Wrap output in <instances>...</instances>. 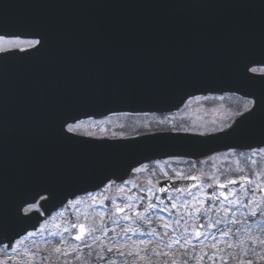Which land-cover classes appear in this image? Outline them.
Segmentation results:
<instances>
[{"label":"flooded vegetation","instance_id":"flooded-vegetation-1","mask_svg":"<svg viewBox=\"0 0 264 264\" xmlns=\"http://www.w3.org/2000/svg\"><path fill=\"white\" fill-rule=\"evenodd\" d=\"M227 26L264 28V23L227 24ZM57 41L67 43L61 39H47V43H57ZM192 41L173 38L169 39L168 43L183 44ZM204 42L217 41L209 39ZM79 43L88 44L90 41L80 40ZM5 47H11V45ZM180 49L181 47L171 48V51H181ZM83 50L90 51V49ZM92 53L88 52L87 56ZM96 66L106 67V64L102 62ZM100 75L104 73H100L99 77ZM212 75L211 72L205 71L172 69L164 74H157L152 79V85L115 87L117 92L122 93L116 97L115 102H109L103 94L110 87L104 85L77 87L72 95L73 106L76 109L80 106L83 110L97 108L100 111L91 112L89 116L84 115L88 113L87 111H82L80 114L76 111L74 117L85 122L79 129L80 134L71 138L69 144L59 142L55 144V149L42 150L41 154L53 157L60 156L62 153H69L72 156H124L125 153L116 150L120 148L119 142L137 140V144H133L136 149L133 151L129 149L125 156L130 154L137 155V158L150 157V159L137 162V166L132 169L127 178L123 180L113 178L112 180L116 183L111 187H107L108 181L96 192H89L93 195L85 193L70 196L57 208L54 207L57 201H54L50 194H43L46 197L45 200L35 198L31 203L38 205L39 212L33 210L25 215L22 210L23 215L28 217L26 224L30 225L33 220L34 227L28 229L18 239H22L29 232L36 234L22 241L19 248L34 251L36 264H41V256L51 253L44 264H56L63 259L54 253L55 248L62 246L61 238L52 236L50 233L60 232L65 227L71 228L69 221H73L87 225L95 224L97 227L106 226L107 230V235L101 231L95 233L97 237H100L99 242L88 238V243L93 246L92 255L87 261L81 259L80 264H109L111 260L117 261V264H125V261L133 264L131 257H120L114 253L102 251L103 248L108 247L123 249L125 252L147 249L153 264H163L159 257L152 254L153 250L166 251L170 257L175 254L178 258L181 255L180 245H173L168 249H165L164 245L178 236H191L199 225H205L199 228L205 235L200 240L193 238L191 241L196 248L186 254L189 264L201 262L211 264L207 256L203 260H200V256L205 252L210 256L213 244L219 247L217 256L223 255L228 264H237L236 256L245 260L253 259L256 264H264V260L257 259L251 253L243 255L241 251L242 249L262 251L257 244L251 242L250 238H264V232H262L264 213L255 217L250 213L252 211L260 213V210L264 209V180L253 175L252 179L260 182L261 190L254 194H247V198L246 193L240 191L239 200L235 205L231 202L234 199L231 195L228 199L223 197L219 200L206 199V194L213 191L217 194L221 191L231 193L245 186L241 183L229 185L225 189L206 187L207 184L214 183L213 176L219 178L221 182H226L228 178L247 176L253 171L264 173V153H257L253 157L258 161L257 165H252L247 159L252 156L253 149L264 147V143L262 146L252 145L256 141H264V110L257 111L253 116H248L247 113L245 117L238 115L244 112L247 98L233 86L201 85L205 82H222L221 79L212 78ZM253 88L264 95V86ZM205 96L210 99H194V97ZM110 107L114 110H109ZM96 121H105V123L100 125ZM88 133H94V135L90 136ZM113 133L117 135L113 136ZM61 147H64V150L61 151ZM94 150L97 153H92ZM210 157L212 159H209ZM238 159L241 161L239 165L236 164ZM42 162L47 165V168L52 169L53 164L60 168L59 160L48 158ZM142 165H147V170L136 172L135 169ZM240 168L244 171L240 172ZM178 172L184 176H199L201 179H181L176 175ZM121 187L124 189L123 192L118 190ZM247 187L251 188L252 185ZM161 188L167 190L162 192ZM177 189H187V191H177ZM193 196L196 199H193ZM79 197L83 198L82 203L75 208L68 206L69 200ZM186 203L187 207H185ZM129 204L132 205L131 208L125 207L123 212H116L117 206L123 207ZM149 204H154L156 207L150 208ZM173 204L176 205L175 208ZM245 204L249 207H244ZM26 207L28 204L24 208ZM197 208H206L207 211L197 215ZM138 212L144 216L143 220L136 215ZM7 224L9 227L8 221L6 226ZM164 224H168L169 227H162ZM41 227L45 229L43 232L40 231ZM153 229L156 230L155 234H149L153 233ZM77 232L78 229L71 228L70 232L64 233L63 238L68 241V245L65 246L66 251L71 252L72 247L79 243L71 239ZM9 236L7 228L0 232V241H2L0 259H6L9 256L18 258L11 248L3 249V244L9 243L7 241ZM213 236L216 237L215 241L212 239ZM221 241L231 243L233 247L228 248L227 243ZM14 242L15 240L12 243ZM185 247L188 246L185 245ZM89 251L84 248L83 254L86 255ZM98 254L104 255L105 258L97 259ZM230 254L231 259H229ZM77 256L78 253H73L66 259L75 264ZM134 264L137 263L134 262ZM216 264H222V262L217 259Z\"/></svg>","mask_w":264,"mask_h":264},{"label":"water","instance_id":"water-1","mask_svg":"<svg viewBox=\"0 0 264 264\" xmlns=\"http://www.w3.org/2000/svg\"><path fill=\"white\" fill-rule=\"evenodd\" d=\"M238 22H264V0H0V34L32 37L42 33L47 39L69 40L66 45L46 43L52 49L47 56L44 50L36 55L0 54L4 65L0 67V231L7 228L15 239L34 227L33 223L25 227L22 209L39 197L37 193L59 190L53 200L60 205L68 196L96 190L110 179L127 178L137 162L150 159L125 156L129 149H136L137 140L119 142L116 150L124 156L41 154L59 142H70L61 130L64 118L74 117L76 111H87L85 116L100 111L73 106L77 87H110L103 94L115 102L122 95L115 87L152 85L156 74L170 65L223 72L224 78L234 80L223 85L249 86L245 66L264 62V42L260 41L264 35L226 26ZM173 38L227 39L196 42L189 44L196 50L173 52L171 47L184 46L169 44ZM80 40L90 43L80 44ZM80 47H91L93 53L87 56L77 50L72 54V49ZM59 48L69 52L60 56ZM46 57L68 59L74 65L48 67ZM7 62L11 65L6 69ZM102 62L106 67L96 66ZM100 73L104 75L99 77ZM255 82L264 86V81ZM48 158L59 160L60 168L54 164L47 168L42 161Z\"/></svg>","mask_w":264,"mask_h":264},{"label":"snow or ice","instance_id":"snow-or-ice-1","mask_svg":"<svg viewBox=\"0 0 264 264\" xmlns=\"http://www.w3.org/2000/svg\"><path fill=\"white\" fill-rule=\"evenodd\" d=\"M5 42L11 45V47H5ZM47 43V37L42 34V33H35L32 34V38H26L20 35H15V36H5L3 34H0V54H9V53H19L22 52L25 55H36L40 53L46 46ZM253 65H260V67H254ZM246 71L244 72V78L252 81L260 80L264 81V62H257V63H251L245 66ZM245 97L247 98V102L244 104V112L238 113L241 117H245V113H247L248 116H253L257 111L264 110V95H257L255 93H245ZM196 100H208L210 97H194ZM220 99H223V97H220ZM71 121V122H70ZM97 124H104L105 121H96ZM163 123V121H161ZM239 123V122H238ZM85 122L83 120H78L76 117H66L62 121L61 125V130L62 133L65 134L68 138H74L75 135L80 134L79 129L83 127ZM238 126V124H237ZM231 127V126H229ZM103 130V129H102ZM223 130V129H222ZM235 129H233L234 131ZM68 134H72V136H68ZM88 135L92 136L94 133H88ZM116 133H113V136H116ZM124 138V137H122ZM257 153H264V147H260L257 149L252 150V156L247 157V159L251 162L252 165H257L258 161L254 159L253 157L256 156ZM209 159H212L211 157ZM241 161L238 159L236 161V164L239 165ZM195 166V165H193ZM147 170V165H142L141 167H138L135 169L136 172H141V171H146ZM240 172H243L244 169L240 168ZM176 175L180 176L181 179H191V180H200L201 177L199 176H184L181 173H176ZM259 176L262 180H264V173H260L257 171H253L250 175H241L239 178H228L226 182H221L219 178L213 176L212 180L214 183H209L206 185L208 188H214V187H219L220 189H225L229 185H236V184H244L245 186L241 189L238 190H233L231 193L229 192H224L221 191L219 194H217L215 191L211 192L210 194H206V199L208 200H219L221 197L224 199H228L229 196L231 195L234 197V199L231 201L234 205L237 203L239 200V192L243 191L246 193V198L247 194L251 193L254 194L257 191L261 190V184L258 180L252 179V176ZM171 179V177H169ZM116 181L110 179L107 187H111L112 184H115ZM247 185H252L251 188H248ZM119 191L123 192L124 189L121 187L118 189ZM162 192L165 191L164 188L160 189ZM151 191V189H149ZM177 191H187V189H177ZM37 196L41 200H45L46 197L42 193H37ZM88 195H93L92 193H89ZM138 199H142V197H137ZM35 199V197H34ZM105 199H108V197H105ZM129 199H132V197H129ZM193 199H196L195 196H193ZM83 202V198H74L68 201V206L75 208L77 205ZM27 203V202H26ZM201 203H204V201H201ZM244 207H249V205L245 204L243 205ZM125 207L131 208L132 205H125V206H117L116 207V212H123ZM148 207H156L154 204H149ZM176 205L173 204V208H175ZM185 207H187V203L185 204ZM37 211L39 212V207L35 203H28V207L24 208L23 211L25 215L29 214L31 211ZM207 209H201L197 208L196 209V214L200 215L202 212H206ZM264 213V209L260 210V213L257 211H252L250 213L251 216L255 217L258 214ZM191 215V213H189ZM60 215H63V213H60ZM141 220L144 219V216L140 214L139 212L136 214ZM87 218V214L85 215V219ZM128 219L129 217H125ZM79 219V217L77 218ZM237 222V221H234ZM71 228L78 229V232L71 237V239L79 242L76 246L72 247V251L68 252L66 251L65 246L68 245V241L64 240L63 236L64 233L70 232L71 228L65 227L63 228L62 231L56 232L53 231L50 234L52 236H60V244L62 245L61 247H57L54 249V253L58 254L59 256L63 257L61 261L56 262V264H74V262L68 261L66 258L67 256L73 254V253H80L81 255H78L76 257L75 264H80L81 259L84 261L88 260V257L92 255V244L88 243V238L90 237L92 241L99 242L100 237H97L95 233L97 231H101L104 233V235H107V230L106 226L103 227H97L95 224L92 225H87L86 223H76L73 221H69ZM178 223V221H177ZM101 224L103 222L101 221ZM259 226V225H258ZM57 227H59L57 225ZM164 228H168V224L162 225ZM205 225H199L197 230L194 231V233L191 236L188 235H182L178 236L175 239H173L170 243L165 244L164 248H172L173 245H180V253L181 255L177 258L175 254H173L171 257L169 256V253L166 251H159V250H153V255L159 257L162 261L163 264H189V258L186 255L190 251L194 250L196 248L195 244H192V239L195 238L196 240H200L201 237L205 235L204 232L200 231L199 228H203ZM45 229L41 227L40 231L43 232ZM127 231V230H125ZM156 230L153 229V233L149 234H155ZM264 232V230H262ZM36 233L35 232H29L27 233L26 236H24L22 239H17L15 240L14 243L9 241V243H4L3 244V249H9L11 248L12 252H15L17 254L16 259L13 257L9 256L6 259H0V264H36V253L34 251H30L28 249H21L19 248V245H21L22 241L27 240L29 237L34 236ZM142 235L145 233H141ZM224 235H227L228 233H223ZM161 239H163V236H161ZM212 239L215 241L216 237L213 236ZM183 240V243L181 241ZM252 243L257 244L262 251L261 252H256L255 249H242L243 255H248L251 253L254 257H256L259 260H264V238L261 237H251L250 238ZM222 243H227L226 241H221ZM2 243V241H0ZM241 244H243V241H241ZM187 245L188 247H185ZM228 248H232L233 245L231 243H227ZM87 248L90 251L84 255L83 254V249ZM2 250V249H0ZM102 251L109 252V253H114L120 257H131L133 260V264L137 260H145L148 261V264H153L151 255H149L147 249H143L142 251H136V252H125L123 249H118L114 247H108V248H103ZM143 253V254H142ZM217 253H219V247L216 244L212 245V253L209 256L207 252L203 253L200 256V260H203L205 256H207L211 262V264H216L217 259H219L222 264H228V261L224 259L223 255L217 256ZM51 255V253L41 256V264H44L48 260V257ZM28 259H25V258ZM97 259H103L105 257L100 256L99 254L96 257ZM232 258V255L230 254L229 259ZM236 262L237 264H256V261L253 259H248L245 260L241 258L240 256H236ZM109 264H117V261L111 260L109 261ZM125 264H128V261H125Z\"/></svg>","mask_w":264,"mask_h":264},{"label":"rangeland","instance_id":"rangeland-1","mask_svg":"<svg viewBox=\"0 0 264 264\" xmlns=\"http://www.w3.org/2000/svg\"><path fill=\"white\" fill-rule=\"evenodd\" d=\"M10 44H8V43H6L4 46H9ZM143 254V253H142ZM78 255H81L80 253H78ZM100 256H104V255H102V254H100ZM191 257V256H190ZM135 263H137V264H148V261H145V260H137V261H135ZM200 264H205V263H203V262H201Z\"/></svg>","mask_w":264,"mask_h":264}]
</instances>
